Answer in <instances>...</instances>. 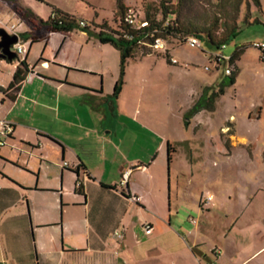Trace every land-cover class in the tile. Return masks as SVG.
Returning <instances> with one entry per match:
<instances>
[{
	"label": "crops",
	"instance_id": "1",
	"mask_svg": "<svg viewBox=\"0 0 264 264\" xmlns=\"http://www.w3.org/2000/svg\"><path fill=\"white\" fill-rule=\"evenodd\" d=\"M22 14L20 0H0V27L7 17H21L32 25L25 34L33 33L19 35V43L31 46L18 63L0 59V121L14 125L0 148V264H147L141 255L150 252L173 257L160 264H264V233L253 247H239L229 230L225 257L218 246L211 256L200 251V225L187 233L171 228L178 212L164 162L168 145L175 153L187 141L167 135L166 104L155 106L163 80L140 69L134 79L128 68L163 56L129 60L114 100L121 62L116 48L102 44L95 29L51 32ZM18 68L25 70L24 81L10 87ZM204 88L192 94L190 107ZM230 131L221 135L228 151ZM157 221L166 225L158 235ZM121 229L119 240L114 232Z\"/></svg>",
	"mask_w": 264,
	"mask_h": 264
},
{
	"label": "rangeland",
	"instance_id": "2",
	"mask_svg": "<svg viewBox=\"0 0 264 264\" xmlns=\"http://www.w3.org/2000/svg\"><path fill=\"white\" fill-rule=\"evenodd\" d=\"M169 1L173 5L177 3V0ZM260 1L261 11L250 1L249 8L246 4L241 7L238 20L240 33L224 51L225 55L230 56L238 48L245 49L236 62L239 72L235 85L224 89V94L216 99L213 111L204 110L199 119L192 117L187 127L185 115L192 108V94L207 86L217 92L226 80L225 70L233 68L236 72V65L222 63L216 70L209 63L211 51L206 44L200 50L183 41L168 38L165 52H153L160 53L163 57H145L143 61L131 62L127 66L134 79L140 69L163 80L162 85L157 88L155 106L163 110L164 105H167V135L172 133L177 139L187 141L183 145H176L170 173L167 156L164 162L167 185L170 174L172 177V209L174 213L178 212L170 221L171 228L187 233L195 228V224L200 225L198 240L202 245L199 249L210 256L209 252L215 246L225 253V257L231 253L224 244V237L231 229V236L240 244L239 247H253L255 239L264 233V63L261 52L251 46L254 42L264 40V0ZM159 2L160 0L123 1L125 6L141 11L148 7L158 8ZM211 2L216 5L218 0ZM20 4L24 13L22 17L25 14L31 15L33 21L41 19L47 22L54 7L78 22L85 21L97 34L103 23L115 30L120 18V13H117L118 0H20ZM196 4H199L198 7ZM212 4H209V0H192L194 8L186 12V19L198 21L202 9L209 10ZM199 8H202L201 11ZM246 16L250 24L243 22ZM3 25L0 29L5 31L14 25V34L17 36L25 34L24 31L32 27L21 17H7ZM20 45L27 53L31 42L22 40ZM111 50L115 52L114 49ZM165 53L176 60L177 64H169L164 58ZM141 55L142 51L138 49L136 56ZM18 57L20 59L23 55ZM14 62L18 63V60ZM206 67H210V70L207 71ZM132 90L135 89L131 87L130 91ZM143 100L147 103L145 98ZM229 130L234 136L225 138L231 144L228 151L221 141V135ZM241 140L245 143H241ZM176 178H179L177 190ZM210 195L214 199L207 201ZM166 201L168 209V188ZM200 207L204 208L203 213ZM208 207L210 210H207ZM157 225L156 235L162 233L166 226L161 221H157ZM142 239L140 236L141 241ZM195 252L200 256L197 250ZM135 255L139 256L137 253ZM141 256V260L148 262L147 264L168 263L173 260L172 256L165 257L156 252Z\"/></svg>",
	"mask_w": 264,
	"mask_h": 264
},
{
	"label": "trees",
	"instance_id": "3",
	"mask_svg": "<svg viewBox=\"0 0 264 264\" xmlns=\"http://www.w3.org/2000/svg\"><path fill=\"white\" fill-rule=\"evenodd\" d=\"M123 1L124 0H118L117 13H120V18L117 28L114 30L103 23L101 27H99L101 31L98 34V38L102 44L112 45L121 55L120 75L112 96L114 100H117L122 92L129 60L138 58L136 56V51L138 49L142 51L141 57L155 54L153 50L141 43L150 44L156 38H162L166 41L168 38H172L184 42V38L193 36L200 39L203 46L206 44L211 52H215L220 50L223 45L229 46L239 35L240 26L238 20L241 7L244 4L249 8L250 1L259 11L262 10L260 0H218L216 5L212 4L211 0H209V4H212V7L205 11L199 8V11L202 9L201 15L197 19L198 21H194V19L187 20L185 17L186 12L192 11L194 8L192 6V0H177L175 5L169 0H160L158 8L148 7L144 8L143 11L140 10L142 12V18L147 21L148 26L147 28L138 30L125 23L124 17L130 7L125 6ZM196 5L198 7L199 4ZM54 15L55 18H52ZM25 16L27 18L32 17L31 15ZM167 21H169V25H166ZM247 21L248 19L246 16L243 22L245 24L251 23ZM38 22L46 26L51 32L69 33L75 29H79V22L74 17L55 8H53L51 17L47 22L42 20ZM255 23H257L256 20ZM83 29L88 30L89 26ZM32 35L33 33L23 34L20 36V39H29ZM34 40H36V37ZM244 51V48H238L231 56L230 64L236 65V62L240 60ZM155 55H160V53ZM164 58H166L169 64H172L171 57L167 53L164 54ZM15 60H19V57L17 56ZM21 65L25 69V63L22 62ZM23 68H18L10 87L21 84L24 81L26 73ZM238 72L239 69L236 65V72L234 71L231 76H226V80L220 85L221 87L217 92H215L212 87L204 88L198 100L185 115L186 127L189 124V120L200 112L204 110H214L215 101L220 95L224 94V89L228 86L235 85ZM0 91L4 90L0 89ZM173 152L174 149L168 145L169 162L172 160ZM77 173H79V171H77Z\"/></svg>",
	"mask_w": 264,
	"mask_h": 264
},
{
	"label": "built area",
	"instance_id": "4",
	"mask_svg": "<svg viewBox=\"0 0 264 264\" xmlns=\"http://www.w3.org/2000/svg\"><path fill=\"white\" fill-rule=\"evenodd\" d=\"M52 18H55V15L52 16ZM124 21L129 26H131L135 29H138V30L143 29V28H147V26H148L147 21L144 18H142V12L140 10L134 9V8H128V10L125 14V17H124ZM166 25H169V21L166 22ZM79 26L81 28H86L88 26V24L85 21H81V22H79ZM15 29H16V27L12 26L6 32L9 33L10 35H15L14 34ZM184 42L187 45H190L192 47H197L200 50L203 47L201 40L196 38V37H193V36L184 38ZM141 44H143L147 48H150L153 51H158V52L164 51L165 52L167 50V41L162 39V38H156L150 44H146V43H141ZM251 46L256 48L257 50H259L261 52V60L264 63V40L254 42V43H252ZM227 48H228V46L223 45L220 50H217L215 52L210 53L209 63L212 64L216 70L220 66V64H222V63L229 64L230 63L231 57L226 56L224 53V51ZM13 49H15V53L17 54V56L22 55L23 49H22V46L20 45V43L15 45ZM171 63L177 64L176 60H173V59H171ZM205 69L207 71H209L210 67H206ZM233 72H234L233 68H228L225 70L224 73H225V76H231L233 74ZM13 133H14V125L12 123H9L6 121H0V148H3L7 145V140H9L12 137ZM65 165H67V164L65 163ZM129 175H130V172H125L123 174L124 181H127V179L129 178ZM211 200H212V197H209L207 199V201H211ZM124 231H125L124 229L116 230L114 232V236L117 239L122 240L123 235H124ZM145 232L147 235L151 234L152 228L149 225H145Z\"/></svg>",
	"mask_w": 264,
	"mask_h": 264
},
{
	"label": "water",
	"instance_id": "5",
	"mask_svg": "<svg viewBox=\"0 0 264 264\" xmlns=\"http://www.w3.org/2000/svg\"><path fill=\"white\" fill-rule=\"evenodd\" d=\"M19 43V37L10 35L4 29H0V59L14 61L17 54L13 51L15 45Z\"/></svg>",
	"mask_w": 264,
	"mask_h": 264
}]
</instances>
